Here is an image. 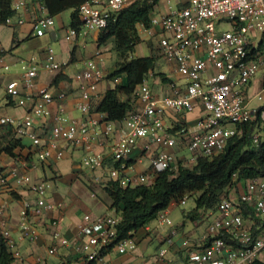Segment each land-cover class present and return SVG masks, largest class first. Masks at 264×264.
<instances>
[{
	"label": "built area",
	"instance_id": "1",
	"mask_svg": "<svg viewBox=\"0 0 264 264\" xmlns=\"http://www.w3.org/2000/svg\"><path fill=\"white\" fill-rule=\"evenodd\" d=\"M137 1L153 0H85L77 9L79 28L68 27L65 39L73 42L93 31L103 32L120 11ZM23 8V0L11 4L14 17ZM12 19L4 24H11ZM23 23L18 18L17 24ZM54 25L55 18L40 3L32 21L35 36H43ZM138 28L155 40L158 56L181 80L179 85L171 82L170 95L155 96L146 79L136 92L139 107L124 120L109 121L104 113L93 112L98 85L107 76L97 50L73 75L79 120L66 115L60 105L67 98L64 92L43 88L23 118L0 116V124L12 126L17 138L30 141L37 162L59 161L64 147L73 146L81 151L80 166L93 174L94 182H113L122 188L150 186L159 174L177 171L179 163L190 168L199 157L211 159L230 140L243 137L244 128L251 124L257 127L253 143H264V0H178L175 9L168 6L164 12L153 11L148 28ZM64 66L49 47L40 66L34 58L21 62V77L5 86V94L22 106L21 94L34 87L39 68L61 72ZM258 74L261 90L248 96ZM114 81L120 82L119 78ZM54 103L57 108L50 127L39 136L33 126L50 116ZM195 110L199 117L189 129L185 116ZM171 114H176L172 127L165 123ZM138 150L148 163L142 171L134 168L133 154ZM180 152H187L188 157L177 156ZM8 177L30 194L18 212L16 241L11 238L6 208H0V238L15 264H28L16 243L39 239L35 223L54 213L58 216L49 222L50 243L35 264H135L138 259L142 264H264V176L244 181L243 191L236 190V197L231 198L229 189L238 183L234 177V184L207 213L214 217L194 238L172 223L168 209L159 213L153 227L146 225L122 238L116 211L84 213L76 232L69 236L61 227L63 203L51 199L49 182L16 166L9 169ZM5 180L0 178V183ZM186 199L178 203L184 205ZM161 229L164 235L159 234ZM141 242L146 247L134 261ZM153 242L158 247L146 256Z\"/></svg>",
	"mask_w": 264,
	"mask_h": 264
},
{
	"label": "crops",
	"instance_id": "2",
	"mask_svg": "<svg viewBox=\"0 0 264 264\" xmlns=\"http://www.w3.org/2000/svg\"><path fill=\"white\" fill-rule=\"evenodd\" d=\"M18 1L21 0H11V4ZM23 1L25 8L21 9L13 17L11 24L0 23V116L16 119L23 118L32 107L38 91L43 88H52L54 92L62 91L66 94V100L61 102L60 105L64 108L66 115L79 120L81 115L75 107V98L78 96V92L76 91V84L73 81V75L81 69L82 61L90 58L97 50L101 52L102 67L105 69L107 75L110 74L115 68V53L112 49V42H107L103 46L98 47L100 33L97 31L91 32L85 39H77L73 42L67 41L65 34L69 24L64 23L63 12L54 17L55 25L52 28L47 30L43 36L37 37L33 30L32 21L38 13L40 0ZM18 18L23 20L24 23L22 25L17 24ZM139 30L140 28H138ZM49 47L53 48L56 59L61 63H65L63 70L61 72H49L39 68L34 87L26 92L23 91L21 98L24 101V105L19 106L16 100L6 96L4 91L5 86L12 81H19L22 73L20 68L22 61H30L31 58H34L35 64L40 66L45 61L46 49ZM145 57H149V55ZM160 62L161 68L157 70L165 75L167 82H162L159 77L153 74H149L146 80L152 93L158 97L171 94L172 89L170 84L172 81L178 85L181 84L178 76L171 73L170 66L164 63L162 59ZM4 67H7V70H3ZM106 77L98 85L94 102H98L105 91L111 88L113 83H116ZM119 81H121V78H119ZM261 87L262 76L258 74L251 83L248 96H253L261 90ZM56 108L57 103L49 107L50 116L43 120H38L33 126L34 133L42 136L47 131L51 124V115L55 113ZM198 117V110L185 116L189 129L194 128ZM175 118L176 114L165 117L166 125L172 127L175 124ZM21 143L22 147L15 150V158L5 155L0 156V178H6L4 184L0 183V208H6L5 216L8 228L11 231V238L16 241L19 233L18 212L21 202L30 197L26 187L16 185L8 177V171L13 166L20 168L23 172H27L33 178L43 179L50 183L49 194L51 199L63 203V209L59 213L62 218L61 227L67 235L71 236L76 232L77 225L84 214L83 206L75 197L74 191L70 189L77 180L83 185H86L87 182L84 170L80 166L81 151L73 146H65L63 149V159L39 163L36 160L35 150L31 147L30 141L22 138ZM145 156L141 155L139 150L133 154L136 171H142L147 168L148 163ZM92 175L91 173V178L93 177ZM92 195L96 197L93 192ZM104 205L108 206L105 203ZM91 215L94 214L91 213ZM57 216L58 214L56 213L49 214L42 222L35 223L40 235L39 239L35 242L25 241L16 243V248L19 249L26 263L35 264L36 258L44 254L45 247L50 243L49 222L53 217ZM179 229L183 233L182 228ZM142 251L139 248L137 249L134 261ZM135 264H142V262L138 259L135 261Z\"/></svg>",
	"mask_w": 264,
	"mask_h": 264
},
{
	"label": "trees",
	"instance_id": "3",
	"mask_svg": "<svg viewBox=\"0 0 264 264\" xmlns=\"http://www.w3.org/2000/svg\"><path fill=\"white\" fill-rule=\"evenodd\" d=\"M84 1L40 0V3L47 15L52 17L71 10L69 27L78 29L77 9ZM159 1L130 4L100 33L98 47L111 41L115 53V68L106 78L112 82L121 78L92 107L93 112L104 113L109 121H122L135 112L139 107L137 89L149 73L167 82L165 75L157 70L159 58L132 55L135 47L142 42L138 27H149L150 16ZM9 17H14L11 0H0V23ZM256 128L255 124L246 126L243 137L230 140L223 151L213 158L199 157L190 168L179 163L177 171L159 174L150 186L122 188L113 182L102 184V191L110 201L108 209L116 211L121 217L120 237L151 224L159 213L184 197L194 200V208L185 216L196 221L204 212L215 208L224 191L234 184V177L235 182L243 183L255 176H264V143L255 144L251 139ZM21 147V139L16 137L14 128L0 124V156L15 158V150ZM0 264H15L2 238Z\"/></svg>",
	"mask_w": 264,
	"mask_h": 264
},
{
	"label": "rangeland",
	"instance_id": "4",
	"mask_svg": "<svg viewBox=\"0 0 264 264\" xmlns=\"http://www.w3.org/2000/svg\"><path fill=\"white\" fill-rule=\"evenodd\" d=\"M178 0H160L157 4L154 11L157 12H164L166 7L170 6L172 9L176 8ZM70 13L71 10H66L63 12V21L65 24H70ZM142 42L137 45L134 49L133 56L134 57H145V56H155L156 58H159L158 61V68H161V62L160 57L158 56L157 51V44L155 40L148 39L147 36L140 32L139 33ZM148 39V40H147ZM149 50H148V49ZM253 104V102H252ZM257 102H254V105H256ZM188 157L187 152L178 153L177 156ZM84 174L86 177V185H83L80 181L74 182L73 186L70 188L74 191L75 197L80 201L81 205L83 206V213H93L94 215H102L109 213L110 210L107 209V207L104 205L109 204L110 201L105 195V193L102 191V184L99 182H94L93 178H91V172L87 171L83 168ZM236 190H239L240 192L243 191V183L239 182L237 183V188L233 186L229 189V196L231 198L236 197L237 193ZM95 194L96 197H93L92 192ZM104 202V203H103ZM195 206L194 200L192 198H187L185 200V204L181 205L179 203H173L168 208V217L172 221V223L176 226H180L179 228H182L183 233L185 235H188L191 238L196 237L197 234L202 232L208 223L212 220L214 217V214L208 215L209 212H204L200 219L196 221H192L191 219L187 218L185 215L187 212L192 210ZM152 227L154 226V223L152 222L150 224ZM159 234L164 235L165 230L161 229L159 230ZM139 246V250H144L146 247V244L144 242H141ZM158 247V244L156 242H153V244L146 250V256L153 254Z\"/></svg>",
	"mask_w": 264,
	"mask_h": 264
}]
</instances>
